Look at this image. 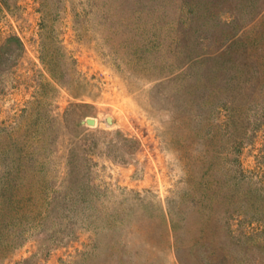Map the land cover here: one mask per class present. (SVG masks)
<instances>
[{
    "label": "rangeland",
    "instance_id": "1",
    "mask_svg": "<svg viewBox=\"0 0 264 264\" xmlns=\"http://www.w3.org/2000/svg\"><path fill=\"white\" fill-rule=\"evenodd\" d=\"M0 264H264V0H0Z\"/></svg>",
    "mask_w": 264,
    "mask_h": 264
},
{
    "label": "bare ground",
    "instance_id": "2",
    "mask_svg": "<svg viewBox=\"0 0 264 264\" xmlns=\"http://www.w3.org/2000/svg\"><path fill=\"white\" fill-rule=\"evenodd\" d=\"M89 122H90V123H94V120H93V121L89 120Z\"/></svg>",
    "mask_w": 264,
    "mask_h": 264
}]
</instances>
